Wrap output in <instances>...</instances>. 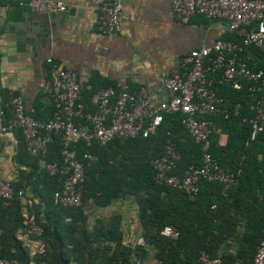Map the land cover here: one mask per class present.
Masks as SVG:
<instances>
[{"label":"trees","instance_id":"16d2710c","mask_svg":"<svg viewBox=\"0 0 264 264\" xmlns=\"http://www.w3.org/2000/svg\"><path fill=\"white\" fill-rule=\"evenodd\" d=\"M223 38L238 41L241 34L228 31ZM246 52L245 59L252 68L264 69V57L257 48L250 47ZM108 86L121 89L104 83L95 91L81 90L87 109H92L91 96ZM212 86L224 98L222 107L227 108L229 114L210 117L213 125L211 154L237 177V185L225 191L218 182L202 180L198 193L190 199L180 187L157 182L153 161L163 154L166 145H172L181 153L173 172L199 167L202 156L200 144L181 123L183 115L164 113L156 131L146 137L115 138L106 145L95 140L76 143L74 148L80 159L86 153L91 156L85 160L83 205L64 207L53 200L55 191L62 187L63 176L47 169L49 163L57 166L62 163L60 137H53L45 155L32 156L22 136L28 156L43 161L40 187L34 186L39 204L29 208L30 215L42 227V234L36 238L40 242L38 248L30 253L16 237L19 228L27 233L29 220V216L21 213L20 198L0 200V205L6 204L7 210L6 217L0 216V257L16 259L22 264H68L69 256H79L86 251L87 264H140L139 260L146 255V244L154 250L153 257L159 264H203L199 259L202 252L219 258V264H253L256 247L264 240V131L250 139L248 119L254 111L252 94L246 87L235 90L216 83ZM53 108L52 103L48 117L32 116L46 120ZM220 132L227 135L224 145L218 141ZM125 195L136 199L144 245L131 249L122 244L120 221L115 218L94 233L98 241L101 238L115 241V246L104 243L96 248L82 247L75 234L84 233L83 207L87 199L107 206ZM41 213L43 217L39 216ZM167 225L177 229L176 238L161 234Z\"/></svg>","mask_w":264,"mask_h":264},{"label":"built area","instance_id":"2783aa9c","mask_svg":"<svg viewBox=\"0 0 264 264\" xmlns=\"http://www.w3.org/2000/svg\"><path fill=\"white\" fill-rule=\"evenodd\" d=\"M170 2L178 19L188 21L194 16H204L210 21H224L228 31L239 32L241 38L238 41L221 38L212 45H203L185 53L177 67L163 80L162 86L169 94L167 100L154 102L144 88L129 91L108 86L91 96L92 109L89 110L82 99L77 72L53 63L51 58L48 62L52 63L50 91L54 108L48 119L35 118L26 113L22 96L10 94V116L5 121L0 118V134L10 129L20 130L32 156L45 155L53 137L61 139V165L47 164L50 172L58 171L63 176L62 187L53 195L55 204L64 207L83 205L85 160L91 156L86 153L80 159L74 148L76 143L95 140L106 145L115 138L146 137L156 131L164 113L180 112L183 115L181 123L200 144L202 156L199 167L190 166L182 173L173 172L181 153L172 145H166L163 154L153 161L157 182L180 187L190 199L198 193L202 180L218 182L225 191L237 185V177L211 154L213 125L210 117L219 113L227 117L229 114L227 108L222 107L224 98L212 85L216 83L235 90L246 87L253 98L254 114L248 119L250 139H255L264 131V69L252 68L244 56L250 47H254L264 57V0ZM19 4L43 13L67 10V5L58 0H23ZM123 16L122 0L102 1L97 20L99 31L105 35L119 32ZM15 196L22 198L23 190L15 189L11 182L0 177V200L7 202ZM26 232L35 238L41 236L42 227L34 216H29ZM1 233L0 229V237ZM161 234L176 238L179 233L173 226L167 225ZM137 243L143 245L144 240L139 238ZM199 259L203 264L220 263L219 258H212L206 252H202ZM0 264L22 263L0 257ZM253 264H264V240L256 247Z\"/></svg>","mask_w":264,"mask_h":264},{"label":"crops","instance_id":"0c3cea01","mask_svg":"<svg viewBox=\"0 0 264 264\" xmlns=\"http://www.w3.org/2000/svg\"><path fill=\"white\" fill-rule=\"evenodd\" d=\"M21 1L0 0V118L4 121L10 116L7 95L9 99L11 93L22 96L26 113L44 118L50 115L53 102L49 58L76 71L83 91H95L104 83L133 91L144 88L158 102L169 98L163 80L185 53L212 45L228 33L224 21H210L204 16L178 19L170 0H122L121 30L112 35L98 29L99 5L105 0H58L67 5V10L60 13L37 12L20 5ZM218 141L224 145L227 135L220 132ZM42 166L43 161L26 153L20 130L0 134V177L23 190L20 204L24 217L33 216L29 208L39 204L34 186L40 187ZM127 196L135 204L133 217L125 210ZM5 206L1 203L0 216H7ZM83 218L84 233L75 234L82 247L96 248L104 243L115 246V241H98L94 235L97 228L108 226L115 218L120 221L122 244L131 249L142 246L137 243L141 228L133 195L117 198L107 206L89 198L83 207ZM16 237L30 253L39 246L36 238L22 228ZM144 248L146 255L140 264L155 260L154 250L146 244ZM87 263L86 251L68 257V264Z\"/></svg>","mask_w":264,"mask_h":264},{"label":"rangeland","instance_id":"374dc122","mask_svg":"<svg viewBox=\"0 0 264 264\" xmlns=\"http://www.w3.org/2000/svg\"><path fill=\"white\" fill-rule=\"evenodd\" d=\"M125 204L127 205V208H125V210H127L128 214L133 217V214L135 215L136 214V209H135V204L134 202L131 201V199H129V196L126 197V200H125ZM113 210H116L113 209ZM129 237V236H128ZM138 237V236H136ZM135 237V239H136ZM131 237H129L130 239ZM138 241V240H137ZM145 264H159L157 261L153 260V259H148Z\"/></svg>","mask_w":264,"mask_h":264}]
</instances>
